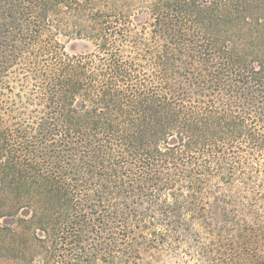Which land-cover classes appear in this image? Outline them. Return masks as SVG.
I'll return each instance as SVG.
<instances>
[{"label":"trees","instance_id":"trees-1","mask_svg":"<svg viewBox=\"0 0 264 264\" xmlns=\"http://www.w3.org/2000/svg\"><path fill=\"white\" fill-rule=\"evenodd\" d=\"M264 0H0V264H264Z\"/></svg>","mask_w":264,"mask_h":264},{"label":"rangeland","instance_id":"rangeland-1","mask_svg":"<svg viewBox=\"0 0 264 264\" xmlns=\"http://www.w3.org/2000/svg\"><path fill=\"white\" fill-rule=\"evenodd\" d=\"M262 169L264 163L262 162ZM264 179V174L262 175ZM195 242L189 240L182 241L181 244H174L172 241L162 244L157 256L154 258H147L146 264H205L200 256L193 250ZM104 264V263H103Z\"/></svg>","mask_w":264,"mask_h":264}]
</instances>
